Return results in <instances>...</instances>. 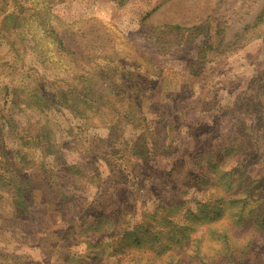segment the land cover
I'll return each instance as SVG.
<instances>
[{
    "label": "rangeland",
    "instance_id": "rangeland-1",
    "mask_svg": "<svg viewBox=\"0 0 264 264\" xmlns=\"http://www.w3.org/2000/svg\"><path fill=\"white\" fill-rule=\"evenodd\" d=\"M262 10L264 0H0V175L7 167L31 182L28 213L0 198V264H229L209 236L225 223L235 243L254 235L240 264H264V130L248 129L264 104V86H253L264 80ZM165 25L213 36L162 42L155 29ZM206 40L213 50L196 56ZM130 75L145 80L138 102ZM60 90L75 94L71 111ZM18 136L29 144L16 153ZM235 162L253 181L256 224L231 222L219 204L210 219L191 218ZM167 204L179 209L158 207ZM82 208L87 225L69 237ZM155 209L156 228L124 240ZM98 230L113 236L96 262L85 241Z\"/></svg>",
    "mask_w": 264,
    "mask_h": 264
},
{
    "label": "trees",
    "instance_id": "trees-1",
    "mask_svg": "<svg viewBox=\"0 0 264 264\" xmlns=\"http://www.w3.org/2000/svg\"><path fill=\"white\" fill-rule=\"evenodd\" d=\"M262 16H264V10H262L259 13V15L255 18V23L261 22ZM155 31H158L161 33V35L158 37V40L162 42H164L165 40L174 41L177 37H180V38L183 37L184 34H180L181 32H189L188 36L185 37L186 42L184 44H190V43L193 44L194 39L197 38V36L202 33L208 34V39L213 36L210 33L211 30L208 29L206 31L204 27H202V25L194 26L188 30L182 29L177 25L172 26V27L165 25V26H162L161 28L155 29ZM165 43H169V42H165ZM219 47L220 45H216V48H219ZM213 48L214 47L211 41L206 40L198 48V52L196 53V56L203 57L205 52L213 50ZM60 49H63L61 42H60ZM130 76L133 77L131 81V85L130 86L128 85L125 89L129 91L133 90L134 92L132 94V97H130L129 99L132 102H138L140 97L143 96L142 94L145 92V90L140 88L139 85L144 84L145 80L143 78H140L137 75L136 76L130 75ZM251 83L253 84L255 83V81H252ZM253 86H254V90L257 91V89H260L261 87L264 86V80H262L259 83L257 82ZM71 95H75V94L72 91L67 92L64 90H60V107L61 108H69L71 111V109L75 106L73 104V101L71 100ZM255 96L257 99V95ZM112 98L114 99L115 103H119V104L121 103V100H119V98L123 100H128L127 97L123 96V93L119 89L116 93H114V95L112 94ZM69 100L72 102L68 104L67 102ZM107 100L108 98H106V101ZM77 101L82 102L83 97L82 99H77ZM254 105L255 107L252 111L255 114L253 117V124L249 125L248 129L249 128L251 130L259 129L260 131H262L264 130L263 129L264 128V104L259 103L258 105L257 104H254ZM119 108H122V107H119ZM121 111L122 109H120V111L116 113V117H120ZM254 122H257L258 124H254ZM35 138H36L35 141L37 143V139L39 140V136L36 135L34 139ZM16 139L18 140V143L16 144L17 146L16 153H19V151L21 150L20 148L25 147L29 144V138L26 136H18L16 137ZM112 139L114 143L117 142V138H112ZM255 142L259 143V141H256V140ZM49 147H50L49 144L45 143L44 147H41V148L44 151H47L49 150ZM138 155H141V154H138ZM251 159L253 160L252 163H254L257 157L253 158V156L251 155ZM245 162H248V160L245 161V159H242L241 164L243 165ZM234 164H235L234 168L228 172H223L221 174V178H219L218 180H212L214 184H212V186L208 188L209 190L204 189L202 191V198L205 200L204 202L208 204L196 203L199 207L198 213H193V212L190 213L191 218H198L199 215H202L204 219L208 220L210 219L209 217L210 214H216V211L219 209L216 205L219 204V205H225L226 207H229L233 210L232 216H230L231 222L237 223V224L241 222L247 225V223H249L248 222L249 219H251L252 217L254 218V222L249 223L248 226L253 227V224L254 223L256 224L255 218H257L256 216H258V213H254V210H255L254 208L258 202L251 200V192L253 189L251 187L253 185V181L248 180L247 177L244 176V174L241 173V171L237 169L241 164L239 165V163L237 162H235ZM249 165H250L249 163L245 164L246 168L249 167ZM70 169H73V167H67L65 169V172L64 173L62 172L64 174L63 176H65L66 173H70ZM1 171H2V174L0 175V177H1L2 184L0 187V198L1 196H6L7 198H9L10 201L16 206L18 210L16 211V213L17 212H20L21 214L28 213V210L30 208L29 207L30 202H29L28 196L26 195H29V192L31 190L30 180L24 177H21V178L18 177L15 179V174L12 171L8 172L7 167H5V170H1ZM193 178H194V182L197 183L198 180L201 178V176H198V178L194 176ZM221 186L224 187L223 190L226 192H231V191L234 192L235 194L233 195L234 197L225 198L224 196H222L219 191V187ZM237 190H240L239 194ZM182 197L184 196L182 195ZM185 203H186V200L182 201L181 205H184ZM158 207L162 208L165 212L168 211V213L177 211L179 209L178 208L179 206L172 207L170 204L162 205V206L160 205ZM84 212L85 210L84 208H82L81 212L79 213V217L76 220H74L72 223L71 221L68 222L67 224L68 231L72 232V229H73L72 224H74V232L73 233L68 232L69 237L73 235L75 236L77 233L78 234L81 233V230H83V227L87 225L84 220L85 218ZM187 212H189V210H187ZM155 213H156V209L154 210L152 215L144 216L142 220H140L137 223V225L132 229L131 232L124 234L123 236L124 240L130 237H133V236L138 237V232H141V231H146V232L153 231L156 228L155 225H157V223L160 222V221H156ZM168 218L170 217L168 216ZM262 221H264V217H262L261 222ZM153 223H155V225H153ZM167 223H172V225L169 226L167 225ZM175 224L176 223L174 221L171 222L170 220H168L165 225V228H168L167 232H171V233L176 232L178 229L176 228ZM247 231L248 232L246 233L244 237L245 241H243V243L238 244L232 241L233 240L232 230L226 223L224 225H221L220 228H217V227L212 228L211 231L209 232V236H211L212 240L215 242V244L213 245V252L224 254V257L222 259L226 260V262H228L229 264H240V260L244 261L246 254L250 252V249H248L247 252H244V250L247 247L249 248L252 242V239L254 237V235L252 234V230L247 229ZM97 232L98 233L96 232L88 233V237L85 241L88 249H95V251L93 252V255L91 256H93L92 260L96 262L99 260V258L98 259H93V258H95L97 255V249L102 248L103 244L105 243L103 242V240L112 238L113 236V235L108 236L105 230L103 231L98 230ZM157 234L159 233H156L155 235ZM132 240H136V239L132 238ZM218 246H222L223 248L219 249ZM111 250H112V247H111ZM238 251H241L240 253L242 255L241 257L239 256L237 257ZM196 255L199 256V253H197ZM163 263L170 264V262L166 263V261H164ZM197 264H209V263L204 258H198ZM251 264H254V263H251Z\"/></svg>",
    "mask_w": 264,
    "mask_h": 264
}]
</instances>
